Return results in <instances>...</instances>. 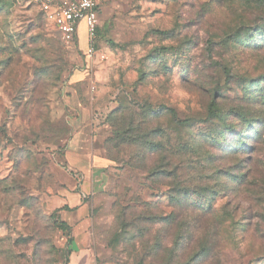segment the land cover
<instances>
[{"label":"rangeland","instance_id":"1","mask_svg":"<svg viewBox=\"0 0 264 264\" xmlns=\"http://www.w3.org/2000/svg\"><path fill=\"white\" fill-rule=\"evenodd\" d=\"M41 1L0 0V264H264V0H105L103 60Z\"/></svg>","mask_w":264,"mask_h":264},{"label":"built area","instance_id":"2","mask_svg":"<svg viewBox=\"0 0 264 264\" xmlns=\"http://www.w3.org/2000/svg\"><path fill=\"white\" fill-rule=\"evenodd\" d=\"M105 0H42L41 10L47 21L51 22L60 39L65 43L74 42L82 22L86 33V53L91 58L105 59L98 50L101 38L100 10Z\"/></svg>","mask_w":264,"mask_h":264},{"label":"crops","instance_id":"3","mask_svg":"<svg viewBox=\"0 0 264 264\" xmlns=\"http://www.w3.org/2000/svg\"><path fill=\"white\" fill-rule=\"evenodd\" d=\"M80 25H83L81 22ZM86 133L79 134L68 146L65 154V159L69 168L72 171H89V154L87 153V138ZM82 192L84 189L82 188ZM76 244V245H75ZM70 248L67 264H92L94 261V251L82 246L79 242H76Z\"/></svg>","mask_w":264,"mask_h":264},{"label":"trees","instance_id":"4","mask_svg":"<svg viewBox=\"0 0 264 264\" xmlns=\"http://www.w3.org/2000/svg\"><path fill=\"white\" fill-rule=\"evenodd\" d=\"M98 33H99V35L101 37V28L98 30ZM214 106H215V104L211 103L210 106L208 107V116H207V118H209V117H211L213 115V113H214L213 112L214 111L213 107ZM170 111L172 112V114H174L173 110H170ZM191 121H195V120L192 119V118H187V119L181 120L182 123H187V122H191ZM61 229L68 230V227L66 225H64V226L62 225Z\"/></svg>","mask_w":264,"mask_h":264}]
</instances>
